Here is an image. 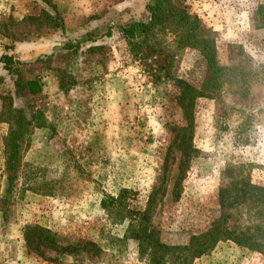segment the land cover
<instances>
[{
	"label": "rangeland",
	"instance_id": "rangeland-1",
	"mask_svg": "<svg viewBox=\"0 0 264 264\" xmlns=\"http://www.w3.org/2000/svg\"><path fill=\"white\" fill-rule=\"evenodd\" d=\"M148 1L0 0V264H264V250L231 241L190 262L182 251L154 262L130 238L129 219L120 221L151 202L152 228L170 246L189 244L226 212L229 228L264 230L260 201L233 204L235 192L226 208L220 200L232 167L243 171L238 180L248 176L264 187V30L254 21L264 0H186L213 32L228 78L214 99L195 104L192 143L199 153L183 179L179 145L187 120L179 89L157 56L131 52L120 33L146 17ZM43 11L64 28L53 27ZM178 54L174 77L201 89L202 56L192 49ZM17 76L27 86L19 97ZM10 93L31 131L7 198ZM26 226L51 230L69 249L28 245Z\"/></svg>",
	"mask_w": 264,
	"mask_h": 264
},
{
	"label": "trees",
	"instance_id": "trees-1",
	"mask_svg": "<svg viewBox=\"0 0 264 264\" xmlns=\"http://www.w3.org/2000/svg\"><path fill=\"white\" fill-rule=\"evenodd\" d=\"M145 11L146 17L144 19L128 21L125 25L120 26V33L131 52L136 55L157 56L165 78L174 81L179 89L177 100L184 108L187 120L186 127L182 129V140L179 145L183 153L181 164V179H183L191 160L196 158L199 153L192 143L196 115L195 104L198 99H214L218 95L227 81L228 69L219 63L213 32L207 30L203 26L202 20L188 10L186 0H149ZM42 16L47 21L53 22V27L64 28L63 20L60 17L53 16L49 12L44 13V11ZM254 21L258 29L264 30V3L259 4L255 9ZM89 35V41L96 39L93 37V33ZM169 36L172 37V42L169 41ZM185 49L196 50L203 58L206 74L201 89L193 87L185 80L174 77L173 71L177 66L176 57L180 51ZM7 62L11 67L12 60L8 58ZM20 79L17 76L15 84L17 97L21 95L19 89L27 88L26 84H20ZM0 80L6 81L4 77H0ZM30 90L32 93H37L40 91V87L38 84H34ZM12 94H8V98H6V100H10L8 111L11 125L9 136L5 141L6 173L9 180L7 198L14 188L17 179L16 173L21 168L24 145L31 131V120L28 119L23 108H14ZM238 170V168L232 167L226 171L232 182L228 187L220 190L222 208L227 207V199L231 197L233 192L237 193L233 204L238 202V198L242 202L251 199L253 202L260 201L264 204V187L252 184L248 176L238 180L237 175L240 176L243 173V171L239 172ZM237 171L238 174L235 175ZM177 186L178 184H176V188H178ZM124 193L127 194L128 191L124 190L122 194ZM152 207L153 203L148 202L144 210L131 209V215L123 216L120 221L125 222L129 219L130 238L138 243L139 252L142 255H149L154 262L157 258L161 260L177 251H182L186 255V261L190 262L210 254L219 243L226 241H231L238 247L252 252L262 253L264 250V230L261 227L246 230L229 228L227 226L229 217L227 212L223 213L208 230L192 235L189 244L185 246L165 245L160 241L159 233L152 228ZM36 237L37 240H35ZM25 240L28 245L37 241L59 253L69 249V247L59 246V239L51 230L39 226H26ZM178 259H181V256Z\"/></svg>",
	"mask_w": 264,
	"mask_h": 264
}]
</instances>
